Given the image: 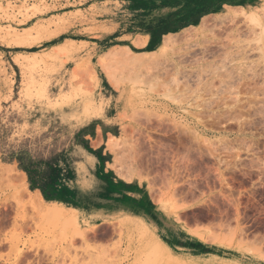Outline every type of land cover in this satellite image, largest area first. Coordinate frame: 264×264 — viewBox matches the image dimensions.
Here are the masks:
<instances>
[{"label": "rangeland", "instance_id": "1", "mask_svg": "<svg viewBox=\"0 0 264 264\" xmlns=\"http://www.w3.org/2000/svg\"><path fill=\"white\" fill-rule=\"evenodd\" d=\"M165 5L0 0V264H264V35Z\"/></svg>", "mask_w": 264, "mask_h": 264}, {"label": "bare ground", "instance_id": "2", "mask_svg": "<svg viewBox=\"0 0 264 264\" xmlns=\"http://www.w3.org/2000/svg\"><path fill=\"white\" fill-rule=\"evenodd\" d=\"M262 3V2H261ZM255 6V5H254ZM262 6V5H261ZM241 7V9L242 10H240L239 9V11H231V8H230V6H226L225 8H223V9H221V12L219 13V14H216V16L215 17H213L214 19H211L212 21H213V23L210 21V18H209V20H208V17H204L203 19H202V23H200V24H197L194 28H198V30L199 29H201L202 31H206V30H211L212 29V27H214V26H216L217 25V23L219 22V23H225V22H227V21H230L232 24L234 23V24H237L239 21L240 22H242V23H244V24H246L247 26H248V28H250V25H252V23L253 22H258L259 23V25H260V33L261 34H263L264 35V24L262 23V17H261V14H260V11H263L264 10V5H263V7L261 8V7H259V6H255V8L254 9H248V8H246L245 6H240ZM241 19V20H240ZM212 23V24H211ZM213 24H214V26H213ZM226 24V23H225ZM221 26V25H220ZM222 26H225V25H222ZM194 28H193V30H194ZM215 28V27H214ZM226 28H227V26H226ZM251 30H252V28H250ZM215 30V29H214ZM225 30V29H224ZM239 30V27L236 29V32ZM8 32V31H7ZM213 32H215V31H213ZM221 32V31H220ZM216 33V32H215ZM19 34V33H18ZM17 33H13V35H15L16 37H15V39L13 40V41H15V43H17V44H25L26 43V41H28L27 40V38H26V35H21V36H19ZM174 33H170V34H167V35H165L164 36V38H163V40L162 41H160L159 43H158V45L155 47V49L153 50V51H151V52H148V53H151L152 54V56L154 55V56H157V55H159V54H163V53H165L167 50H169L171 47H173V44H174V39H173V37H174V35H173ZM192 34V33H191ZM210 34V33H209ZM240 34H242L241 32H240ZM5 35H6V33H5ZM228 35H230V34H228ZM243 35V34H242ZM29 36V35H28ZM32 38H34V37H32ZM215 38H216V36H215ZM214 38V39H215ZM29 39V38H28ZM145 40L146 39H144V38H142L141 37V39L140 40H138V41H136V44L137 45H143V44H145L146 42H145ZM204 40H206V39H204ZM213 40V39H212ZM216 40V39H215ZM231 40V39H230ZM219 41V40H218ZM217 40H216V45H217V42H218ZM222 41V40H221ZM192 42V41H191ZM202 42H203V40H202ZM206 42V41H205ZM214 42V41H213ZM198 43V44H197ZM215 43V42H214ZM213 43V44H214ZM239 43V42H238ZM207 44H209V43H207ZM206 44V45H207ZM175 45V44H174ZM201 45H202V43H201ZM205 45V44H204ZM204 45H203V47H204ZM205 45V46H206ZM215 45V46H216ZM218 45L220 46V44L218 43ZM228 45H229V43H228ZM212 46V45H211ZM227 46V45H226ZM230 46H231V44H230ZM234 46V45H233ZM232 46V47H233ZM237 47V46H236ZM213 48V47H212ZM220 48L221 49H226V47L224 48L223 47V45H221L220 46ZM239 48H242V52H243V56L245 57V58H247L249 55H251V54H253V50L252 49H249V48H247V47H245V46H241V47H239ZM252 48V47H251ZM198 49H200V51H199V53H206L205 51H207V50H209V49H207V46L206 47H204V48H202V47H200V45H199V42H194V43H189L185 48H184V52L182 53L183 55H185V57H188V58H192V57H194V56H196L197 55V50ZM218 50H220L219 49V47H218ZM213 51V50H212ZM227 51V50H226ZM114 52V51H113ZM119 51H116V52H114V53H111V54H113V56H116V55H118L119 53H118ZM208 52V51H207ZM239 53V52H238ZM215 54H216V51H215ZM240 54H241V52H240ZM205 55V54H204ZM209 55V54H208ZM210 55H212V54H210ZM238 56V55H237ZM251 56H253V55H251ZM251 56H250V59H251ZM243 57V58H244ZM242 58V59H243ZM244 58V59H245ZM248 59H249V57H248ZM17 60H18V62L19 63H21L22 65H24V64H26V62L28 63V61L27 60H25V58H23V57H18L17 58ZM31 60V59H30ZM129 60V63H136L137 61H139V62H143V61H145V60H142V59H135V58H133V57H131V58H129L128 59ZM128 60H127V62H128ZM32 61V60H31ZM35 62V61H34ZM29 64V63H28ZM41 197V196H40ZM43 201V200H42ZM62 212L63 211V208L62 207H60V206H58V205H53V207H50V209H48V213H54V212ZM190 232L191 233H194V231L192 230V229H190ZM82 237V236H81ZM163 246H162V248L163 249H161L162 250V253H165V254H167L168 256H170V255H172V253L170 252V250H169V247H168V245H166L165 243H162V242H160ZM160 243H159V245H160ZM161 252V251H160Z\"/></svg>", "mask_w": 264, "mask_h": 264}, {"label": "crops", "instance_id": "3", "mask_svg": "<svg viewBox=\"0 0 264 264\" xmlns=\"http://www.w3.org/2000/svg\"><path fill=\"white\" fill-rule=\"evenodd\" d=\"M254 0H166V5L151 9L154 12L152 24L155 26L151 33H144L148 43L153 35L160 38V31L164 33L159 39L170 33L182 31L191 25L193 20L214 14L226 6H248ZM237 2L238 4H231ZM125 36V35H124ZM123 36V37H124ZM122 37V38H123Z\"/></svg>", "mask_w": 264, "mask_h": 264}, {"label": "trees", "instance_id": "4", "mask_svg": "<svg viewBox=\"0 0 264 264\" xmlns=\"http://www.w3.org/2000/svg\"><path fill=\"white\" fill-rule=\"evenodd\" d=\"M231 4H238L237 2H232ZM199 21H200V18H197L196 20H193L192 22H191V24H198L199 23ZM167 32V31H166ZM166 32H164L163 30L162 31H160V36H162L164 33H166ZM152 41L154 42H159V40L158 41H156V33H154L153 32V35H152ZM155 45V44H154ZM154 45H152L151 47H150V49L149 50H151V49H153L154 47Z\"/></svg>", "mask_w": 264, "mask_h": 264}]
</instances>
